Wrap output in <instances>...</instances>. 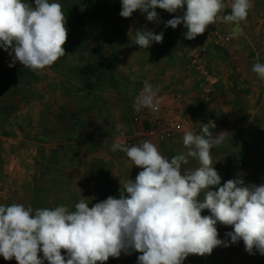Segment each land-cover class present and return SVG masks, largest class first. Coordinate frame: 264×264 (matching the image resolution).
<instances>
[{"label": "rangeland", "instance_id": "1", "mask_svg": "<svg viewBox=\"0 0 264 264\" xmlns=\"http://www.w3.org/2000/svg\"><path fill=\"white\" fill-rule=\"evenodd\" d=\"M88 1L50 0L62 6L68 32L65 54L52 66L38 72L19 62L9 67L13 58L0 48V205L31 206L33 214L58 206L71 212L81 199L92 207L109 196L119 198L120 180L134 181L142 169L111 146L133 133V105L145 81L159 86V94L173 90L181 100L189 98L191 110L198 111L185 110L196 126L194 133L200 134L209 121L216 125L213 135L227 133L211 149L221 184L209 190L218 191L238 175L246 185L264 184V81L252 71L254 64H264V0H251L238 36L230 39L234 25L218 21L194 40L185 38L183 24L165 27L176 15L183 16L186 5L177 13L156 9L158 21L149 22L139 10L121 17L122 0H94L85 6ZM25 2L35 8V0ZM223 2L221 15H227L232 0ZM137 30L163 33V41L140 48L134 42ZM242 46L248 63L238 53ZM193 50L201 51L202 69L190 64ZM88 65L104 71L92 91L85 90L81 75ZM183 136L145 140L171 159L187 151ZM196 166L190 160L182 172ZM201 215L211 213L204 210ZM217 231L229 247H217L203 257L190 255L183 264H264V256L255 249L250 255L242 240L231 243L226 233L232 227L218 223ZM61 254L66 257V250ZM38 255L43 259L42 252ZM139 255L122 252L105 264H138ZM0 264L18 262L0 256Z\"/></svg>", "mask_w": 264, "mask_h": 264}, {"label": "clouds", "instance_id": "2", "mask_svg": "<svg viewBox=\"0 0 264 264\" xmlns=\"http://www.w3.org/2000/svg\"><path fill=\"white\" fill-rule=\"evenodd\" d=\"M185 5L183 16L167 21L165 27L176 29L183 24L188 40L204 34L218 21L234 25L230 39L238 36L243 30L240 24L253 6L251 0H232L231 12L221 15L226 7L223 0H122L120 15L130 18L139 10L149 22H157L156 9L177 13ZM65 24L59 3L35 0L33 8L25 0H0V48L13 58L9 67L19 62L38 72L52 66L65 54ZM132 34L130 31L131 39ZM162 41L163 33L135 31L134 42L140 48ZM252 71L264 81V64H254ZM158 92L159 86L145 81L134 110H158L163 102ZM116 127L120 131L121 126ZM215 127V122L209 121L202 124L200 134L186 131L183 145L187 151L171 159L147 140L131 147L115 141L111 151H123L142 169L134 181L120 180L119 198L109 196L92 207L81 199L71 212L58 206L39 208L33 214L31 206L0 205V256L15 258L18 264H44L45 260L48 264H105L110 257L135 251L141 253L138 264H183L190 255L203 257L217 247L230 246L218 238V223L233 228L226 233L232 244L242 240L250 255L255 249L264 256V184L246 185L238 175L218 191L209 190L221 184L211 149L221 145L227 135H213ZM190 160L197 166L182 172ZM204 210L211 215L202 216Z\"/></svg>", "mask_w": 264, "mask_h": 264}, {"label": "built area", "instance_id": "3", "mask_svg": "<svg viewBox=\"0 0 264 264\" xmlns=\"http://www.w3.org/2000/svg\"><path fill=\"white\" fill-rule=\"evenodd\" d=\"M200 52H197V50L191 51L190 64L202 69L204 61L199 57ZM158 96L163 98L159 109L153 111L149 108H142L132 117L133 133L115 141L119 140L124 146L131 147L133 142L140 144L145 141V138L166 141L178 135H183L186 131L193 132L196 127L194 121L183 110H180V107H171L167 104V99L174 100L177 104L180 103V96L176 95L173 90H170L166 95L158 94Z\"/></svg>", "mask_w": 264, "mask_h": 264}, {"label": "trees", "instance_id": "4", "mask_svg": "<svg viewBox=\"0 0 264 264\" xmlns=\"http://www.w3.org/2000/svg\"><path fill=\"white\" fill-rule=\"evenodd\" d=\"M93 2L94 0H89L88 4H86L85 6L91 5ZM81 75L85 79L84 82L85 90L92 91L96 86V84L98 83V81L101 80L102 76L104 75V71H99L95 66L88 65L83 68V70L81 71Z\"/></svg>", "mask_w": 264, "mask_h": 264}, {"label": "crops", "instance_id": "5", "mask_svg": "<svg viewBox=\"0 0 264 264\" xmlns=\"http://www.w3.org/2000/svg\"><path fill=\"white\" fill-rule=\"evenodd\" d=\"M260 1H262V0H260ZM245 51H247L243 46L242 47H240L239 49H238V53L240 54V55H242L243 56V58L241 59V61L243 60L245 63H248V53H245ZM242 53V54H241ZM245 56H247L246 58H245ZM166 85L168 84V82L167 83H165ZM161 92H162V90H160ZM159 94V93H158ZM167 101V104H168V106H171V107H173V106H178V107H180V110H183L184 112H185V110H187L188 112L189 111H192V112H194L195 114H197V112L198 111H194V110H191V109H193L192 108V104L190 103V100H189V98H188V100H187V97H186V99L184 100V99H182L181 100V102L180 103H175L174 102V100H171V99H167L166 100ZM177 102V101H176ZM186 102V103H185ZM184 107V108H183ZM191 112V113H192ZM190 113V112H189ZM190 113V114H191ZM193 115V114H192Z\"/></svg>", "mask_w": 264, "mask_h": 264}]
</instances>
